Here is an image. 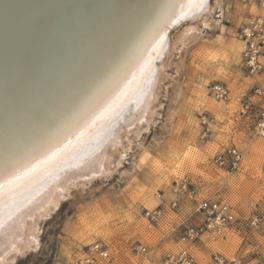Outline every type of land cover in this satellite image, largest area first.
Instances as JSON below:
<instances>
[{"label":"bare ground","instance_id":"6f19581e","mask_svg":"<svg viewBox=\"0 0 264 264\" xmlns=\"http://www.w3.org/2000/svg\"><path fill=\"white\" fill-rule=\"evenodd\" d=\"M212 11L210 0H0V264L36 247L71 189L121 165L157 116L169 57Z\"/></svg>","mask_w":264,"mask_h":264},{"label":"rangeland","instance_id":"374dc122","mask_svg":"<svg viewBox=\"0 0 264 264\" xmlns=\"http://www.w3.org/2000/svg\"><path fill=\"white\" fill-rule=\"evenodd\" d=\"M210 5V26L197 28L169 57L157 116L126 148L121 165L107 178L71 189L39 222L36 247L10 256L8 264H77L96 242L107 245L112 255L103 264H161L165 255L182 247L169 228L181 222L198 224L199 201L228 203L247 222L264 208V136L255 129L256 117L241 113L239 102L254 88L264 89V67L257 75L243 70L238 39L241 27L264 16V7L251 0H210ZM261 61L264 65V57ZM213 84L227 86V102L210 96ZM250 112L253 116L254 110ZM203 120L210 127L207 136ZM229 146L243 155L241 167L233 173L217 169L211 161ZM183 176L193 181L192 198L174 192ZM172 202L177 204L174 209ZM158 206L162 221L148 228L143 211ZM203 242L189 246L200 264H209L214 253L237 254L245 264H256L264 261V220L227 232L216 242ZM139 245L146 248V255L135 254Z\"/></svg>","mask_w":264,"mask_h":264},{"label":"built area","instance_id":"2783aa9c","mask_svg":"<svg viewBox=\"0 0 264 264\" xmlns=\"http://www.w3.org/2000/svg\"><path fill=\"white\" fill-rule=\"evenodd\" d=\"M257 7H264V0H251ZM238 39L242 43L241 65L243 70L249 75H257L264 67L261 59L264 57V16L257 15L245 24L238 33ZM210 96L217 102L225 103L230 98V91L224 84H213L209 87ZM257 100V102H255ZM241 103V113L247 114L250 118L256 117L255 129L264 130V89L254 88L249 94H245L239 99ZM250 110H254L253 116ZM203 136L210 133V127L206 120L201 122ZM212 164L219 170L233 173L242 165V156L236 147L229 146L217 152L211 159ZM193 181L188 176L180 178L175 185L174 192L178 195L192 198L195 195ZM158 198H161L158 195ZM163 203V200L160 199ZM176 202H172L171 207H176ZM162 208L160 206L143 211V218L146 220L148 228H156L162 221ZM195 213L200 214L201 220L198 224H186V222L176 223L169 228V235H177L182 247L174 253L165 255L161 264H200L196 256L189 249L199 241L216 242L224 238L227 232H239L241 228L248 225L254 226L264 220V208L259 210L251 222L239 218L234 209L225 202L217 200H201L197 203ZM136 255H146L147 250L142 245L134 249ZM112 260V255L103 242H96L88 246L77 264H103ZM209 264H245L243 258L237 254L225 255L214 253ZM256 264H264L259 261Z\"/></svg>","mask_w":264,"mask_h":264},{"label":"crops","instance_id":"0c3cea01","mask_svg":"<svg viewBox=\"0 0 264 264\" xmlns=\"http://www.w3.org/2000/svg\"><path fill=\"white\" fill-rule=\"evenodd\" d=\"M198 243H200V244H204L203 241H199ZM203 246H204V245H200V248L203 247Z\"/></svg>","mask_w":264,"mask_h":264}]
</instances>
